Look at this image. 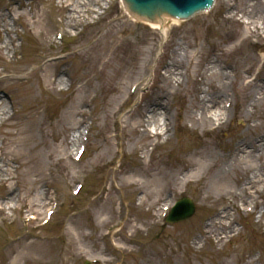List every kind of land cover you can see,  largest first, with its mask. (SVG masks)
<instances>
[{
    "label": "rangeland",
    "instance_id": "374dc122",
    "mask_svg": "<svg viewBox=\"0 0 264 264\" xmlns=\"http://www.w3.org/2000/svg\"><path fill=\"white\" fill-rule=\"evenodd\" d=\"M100 1L92 5H97L99 15H88L82 3L76 20L69 21L62 0H0V16L6 15L2 21L6 26L2 23L0 30V77H25L0 86L7 116L15 115L1 126L0 168L11 161L13 170L16 163L32 160L29 166L21 163L13 174L20 186L13 180L4 187L0 180V206L5 205L9 187L21 200L17 208L0 212V264H100L99 258L116 260L114 264H174L176 260L179 264H241L247 257L254 264H264V186L254 200L258 204L254 214L248 212L253 208L246 209L229 195L240 193L234 180L244 186L253 176L245 172L247 168L264 178V159L253 157L250 163L247 159L237 164L227 158L237 144L264 135V99L257 94L264 86V13L257 16L256 11L264 0H218L211 13L170 24L166 39L133 22L123 13L120 0H110L103 7ZM80 15L85 17L79 21ZM5 29H14L11 37L19 36L14 37L18 46L23 42L17 62L2 50L9 41ZM58 33L64 34L63 44L56 38ZM184 49L190 63L178 82L168 84L165 71L170 60ZM210 60L217 65H210ZM52 64L53 75L61 70L64 79L71 80L68 88L56 83L55 77L44 79V68ZM145 71V81L134 88ZM214 85L228 88V104L233 100L236 108L229 123L213 126L217 130L210 132V123L195 125L190 118L199 117L194 98L203 100ZM173 89L177 93L171 100L176 105L168 108L167 118L158 117L160 130L138 126L148 120L146 110L155 96L166 91L162 99L168 105ZM250 112L256 117L247 126L244 121ZM256 126L260 128L255 130ZM78 137L79 145L87 146L80 163L74 160ZM202 146L209 173L203 180L182 185L178 166L192 164ZM215 156L219 161H214ZM162 162L173 169L165 172ZM216 163L218 168L212 169ZM234 165L241 174H236ZM140 167L142 180L153 184L161 179L160 183L134 190L131 183L139 181L133 176ZM222 171L230 178L220 175ZM177 178L175 189L163 187ZM215 182L221 185L213 187ZM80 184L84 188L75 197L73 191ZM182 198L192 199L194 216L162 227L163 210ZM233 201L238 209L229 212L239 235L224 239L223 234V245L218 244L206 233V224ZM142 202L145 206L139 207ZM50 211L54 212L51 219ZM120 224L117 235L109 238L111 229Z\"/></svg>",
    "mask_w": 264,
    "mask_h": 264
},
{
    "label": "bare ground",
    "instance_id": "6f19581e",
    "mask_svg": "<svg viewBox=\"0 0 264 264\" xmlns=\"http://www.w3.org/2000/svg\"><path fill=\"white\" fill-rule=\"evenodd\" d=\"M62 1H63L62 8L66 9L68 11L69 15L67 16V19L69 21L74 20V15H75V13L79 12L78 7L82 6V3L84 6V9L87 11L88 15H91V14H94V15L98 14L99 15L98 8L96 7L97 5L92 6L93 4L97 3L96 0H62ZM109 2H110V0H101L99 4H100V6L103 7L104 3L109 4ZM216 4H217V2H216ZM120 6H121L124 14H127L128 16L130 15L129 17L133 18V22H137L139 24L141 23L145 26H148L151 30H155V31L162 33V36L165 39H166V36L168 35L167 33L169 31L170 24L177 26L180 24H184L186 21H188V20L174 19V18H171L167 15H161L160 20L158 18V21L156 23L154 22L153 18H150V21H151L150 22L147 20H141V18H140L141 16H138L132 10V8L130 7V5L128 3L125 4V0H120ZM256 11L258 13L260 12L257 16L264 13V5L259 6L256 9ZM206 14H208V13H205L203 15H206ZM30 15H33L32 12ZM5 17H6V15L0 16V30H2L1 27H3V24H4L3 22L5 21V19H4ZM81 17L83 19V17H85V15L84 16L80 15L79 19H78L79 21L81 20L80 19ZM20 18L21 17H19L18 19H20ZM262 18L263 19L261 20V24L263 27H261V33L264 34V15L262 16ZM142 19H144V18H142ZM145 19H147V18H145ZM40 21H42V20L40 19ZM18 22L19 21H17L15 24H18ZM4 26H6V25L4 24ZM11 28H13V27H11ZM12 32H14V29H5V33H6L7 38L9 39V41L2 48V50H4V52H10V55H12L11 61L17 62L15 59L18 57V54H20V52H21L22 42L18 46L15 43L16 38H14V37H19V36L15 35L12 39V37H11ZM40 36L42 37L43 33H41ZM222 43H224V42H222ZM151 55H152V53H151ZM45 58L46 57H44V59ZM150 58H151V56H150ZM170 62H171V64L168 66V68L165 71V74L167 75V76L165 75L167 77L165 79V82L168 84L173 83L174 79H177V82L180 80V78H178V76L181 75V71L183 70V67L185 68V66L189 65V63H190L188 52L184 49L180 53H178V52L175 53V57L172 58L170 60ZM209 62H210V65L216 64L215 62L213 63L212 60H210ZM213 66H215V65H213ZM52 68L55 69L54 64L48 65L44 68V70H46L44 79L48 82L49 80L53 81L54 77H55L56 83L60 82L62 84H67L66 87L68 88L69 84L71 85V80H69V78L65 80L64 77H66V74H62L61 70H56L55 75H53L54 72L52 71ZM213 68H216V67H213ZM206 69H207V71L209 70V68H206ZM216 74H218V76L221 75L217 72H216ZM101 75H103V74L101 73ZM174 75H176L177 77H174ZM17 76L14 75L12 78L9 75H5L4 77H0V86H2L1 84L7 83L10 80H14V81H24L25 80V77H19L18 78ZM145 77H146V71H145V74L141 78H139V81L135 84V86L140 87L141 82L145 81ZM234 77L236 78V75H234ZM202 83H203V81L199 82V84H198L199 88L202 87V85H201ZM179 84H177V85L179 86ZM233 84H234V81L231 83L232 87H233ZM174 86L171 85V88H175ZM58 88L60 89L61 86ZM259 89L260 90L257 94L262 99H264V91L262 90V89H264V86L259 87ZM175 90L176 89H173V91L169 93L170 98L168 99V105H165L164 101L162 99V93H165V95H166L167 92L164 90L160 91L159 94H157L155 96L156 99L154 100L153 104H151V106H149L146 110V113H148V115H149L148 120L146 122L142 121L141 123H138L137 125L138 126H144L145 124H148L150 127L154 126L155 128L157 127L158 130H160V128H161L160 119L163 118V115L167 118L170 115V114H168L170 111L168 108H171V106L173 108L176 105L173 102L174 99L171 100V95L174 96V94L177 93V92H175ZM58 92L63 93V92H65V90H59ZM228 96H229V93H228V88L226 86L214 85V91L211 94L207 93L203 100H200L199 98H194L195 102L193 101V105L197 107L196 109H198V111H199V117L195 118L194 116H192L190 118L191 121H193L195 123V125H200V124L204 125V124L210 123L211 126H209V128H211V129L208 130L210 132H212V131L215 132L217 130V128H215L213 126H218V128H221L226 123H229L230 119L233 115L232 113H234V111H235L236 105L232 104L231 111L226 109L228 107V102H229ZM224 97H225V100L223 99ZM3 101H5V100L2 99V97H0V124H1L0 130H1V126L2 127L5 126L8 122H10L11 119H14V117H15V115H12L11 117L9 115L7 116V112H6L7 106ZM231 102L234 103L233 100H231ZM121 105H123V104H119L120 107H121ZM119 106H118V108H119ZM12 108H14V105L12 106ZM175 112H176V110H175ZM2 113L4 116H1ZM80 114H81V112H80ZM254 117H256L255 112H250L248 115H246V120L244 122L246 123L247 126L253 120ZM156 118H158V119H156ZM164 125L167 127V123H165ZM259 128L260 127H257V126L254 127L255 130H258ZM146 131L147 130H145L144 134L147 136L148 132H146ZM80 137H78V139L74 145V150H76V152H78V150L80 148V146H79V143H80L79 138ZM204 146H206V144ZM204 146L201 147L202 151H200V152L195 151L196 152L195 155L196 154H199V155L196 158V160H194V162H192V164L189 165L190 162L188 164H185V162H183L178 166V167L181 166V168L179 170H181L182 173H179V174L183 176L182 185H186V186L190 185L193 182H195L197 179L203 180L206 177V173H209L208 167L210 164L207 163L206 155H204V153L206 151ZM157 147L158 146L156 145L153 148L152 152L154 151V149L156 150ZM196 150H198V149H196ZM85 155H86V153L83 155L81 161L83 160ZM153 156H154V154L152 153L151 158ZM253 157L260 162H261V160L264 159V135H263V137L261 136L259 140H253L252 142H247V143H244L243 145L237 144L235 151L231 152L227 158L228 159L234 158V159H236L237 164H240L241 162H245L247 159H248V163H250L251 159H253ZM26 161L27 162H21L23 166H29L31 164L32 160L29 161L28 159H26ZM214 161H219L216 156L214 157ZM10 163H11V161H8V163L4 164V167L0 168V175L3 176L0 180L2 182H4V184H3L4 187H6V185H7L6 182L13 181V180L15 181V185L18 184V182H16V178H15L16 176L13 174L16 171H17V173L19 172L18 170L21 168V166H20L21 163H16L17 166L15 168H13V170H10V168H11ZM0 164H3V161H0ZM160 165L158 167H160ZM170 166L171 165H168V163L162 162V167L164 168L165 172L167 170L169 172L171 169H173V167L172 166L170 167ZM148 167H150V166H148ZM212 167H213L212 169L218 168L217 163L213 164ZM235 167H236V165H234L233 168H235ZM142 168H143V166H142ZM140 170H142L141 167L139 170H137L135 172V174L133 176L135 179L136 178L139 179V181L133 180L131 183L132 186L134 187L133 188L134 190L135 189L139 190V189H142L143 187L147 188V187H150L151 185L156 186L160 183L161 179L155 181L153 184H151L150 180H148V179H143L144 180L143 181L141 179L140 175L138 174V171H140ZM148 170H150V169L148 168ZM154 170H156V169H154ZM233 170L236 172L237 175L242 173V170L239 169V167H236ZM164 171H162V175L164 178H166ZM254 171L255 170H252L251 168L245 169V172H248L253 176L251 178L249 177L246 179L245 185L243 184L244 186L241 185L240 181L234 180L235 187L239 188L240 193L239 194H234L232 192L229 193V195L231 196V199H235V200L237 199V201L240 202L242 204V206H245L246 209L256 207V205L258 206L257 202L254 200L258 196L262 195V192H263L264 178H263V176H259V175L255 174ZM222 172H224V173L222 174ZM222 172L220 173V175H228V178H230L229 173H226L227 171H222ZM248 173H245V175H248ZM165 183H166V185H165ZM165 183H162V186L165 185L163 187L170 188L173 190L176 188L175 185L176 186L179 185V180L177 178V179H173L170 184H169V181H167ZM217 185L219 186V185H221V183L215 182L213 184V187H217ZM18 186H20V185L18 184ZM201 186H202V189L204 190V188H206L207 185L204 182V184L203 185L201 184ZM21 187L23 188V186H21ZM160 187H161V184H160ZM121 188H124V187L122 186ZM158 190H160V188ZM174 192H176V191H174ZM5 196H6V198L4 200L5 205L3 204L4 207L0 206V212H4L7 209L10 210L12 208H14V209L17 208L16 207L17 203L20 202L21 200H20V196L18 194H16L15 190H13L12 188L9 187L8 193ZM177 202H181V200H178ZM10 204L14 205V206L13 207H6L7 205H10ZM230 205L231 206H226L225 209L220 210L219 214L215 215V217L212 220H210L209 223L206 224V226H207L206 229H208V230H206L207 231L206 233L208 234V236L213 235L215 237V239L217 240L218 244L221 243L223 245V241H222L223 237H221L223 234L225 235L224 239L230 238V236H228V235H231L232 233H233L232 234L233 236L231 235L232 236L231 238H235L237 235H239V231L236 230L235 227L232 225L233 218L229 212V210L238 209V206H237V203L234 201L232 203H230ZM143 206H145V204L142 202L139 207H143ZM185 206L188 207L187 205H185ZM176 210H177L176 215H179L180 213H179L178 209H176ZM171 211H172V208H170L169 215L167 216V218H169ZM176 219L178 220L177 217H176ZM123 225H124V223H122V226ZM208 231H209V233H208ZM227 232H230V233H227ZM116 235H117V233H115V231L111 232V234L109 235V238L110 237L114 238ZM202 236H203L204 241H205V235L203 234ZM182 258H180V259H182ZM247 260H248V257L246 259L244 258L243 261L241 262V264H254V261L251 260L250 258L248 261ZM98 262L100 264H114L116 262V260L106 261L104 259L99 258ZM180 262L181 261L176 260L174 264H179ZM28 264H30L29 261H28Z\"/></svg>",
    "mask_w": 264,
    "mask_h": 264
},
{
    "label": "water",
    "instance_id": "95a60500",
    "mask_svg": "<svg viewBox=\"0 0 264 264\" xmlns=\"http://www.w3.org/2000/svg\"><path fill=\"white\" fill-rule=\"evenodd\" d=\"M180 1L181 0H143V2H139V1L136 2L135 0H128L130 7L138 16H141L144 19L147 18L149 20L150 18H153L155 23L158 21V18L160 20L161 18L160 14L162 12H168L177 15V12H175V10L177 9L176 3H179ZM194 6L200 8V6L198 5H194ZM183 12L187 13V11H183ZM184 205H186V202H181L179 209H183ZM188 210L190 211L189 213L191 214L193 213L192 207L191 208L189 207ZM189 215L190 214H188L187 216ZM175 220H176L175 218L173 217L171 218V221H175Z\"/></svg>",
    "mask_w": 264,
    "mask_h": 264
}]
</instances>
